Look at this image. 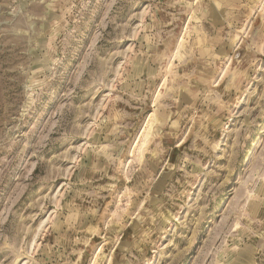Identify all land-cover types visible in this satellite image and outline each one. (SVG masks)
Returning <instances> with one entry per match:
<instances>
[{"label":"rangeland","instance_id":"rangeland-1","mask_svg":"<svg viewBox=\"0 0 264 264\" xmlns=\"http://www.w3.org/2000/svg\"><path fill=\"white\" fill-rule=\"evenodd\" d=\"M0 264H264V0H0Z\"/></svg>","mask_w":264,"mask_h":264}]
</instances>
